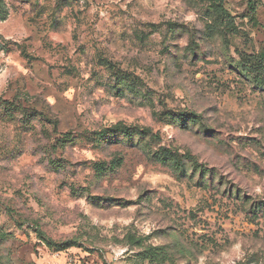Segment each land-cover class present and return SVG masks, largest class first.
I'll return each mask as SVG.
<instances>
[{
	"label": "rangeland",
	"instance_id": "obj_1",
	"mask_svg": "<svg viewBox=\"0 0 264 264\" xmlns=\"http://www.w3.org/2000/svg\"><path fill=\"white\" fill-rule=\"evenodd\" d=\"M0 264H264V0H0Z\"/></svg>",
	"mask_w": 264,
	"mask_h": 264
},
{
	"label": "trees",
	"instance_id": "obj_2",
	"mask_svg": "<svg viewBox=\"0 0 264 264\" xmlns=\"http://www.w3.org/2000/svg\"><path fill=\"white\" fill-rule=\"evenodd\" d=\"M129 241L131 242V244H134L136 241L134 239L129 238ZM157 250L155 248H149L146 249L143 254L146 256H148L149 258H155L157 256Z\"/></svg>",
	"mask_w": 264,
	"mask_h": 264
}]
</instances>
